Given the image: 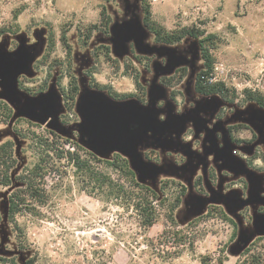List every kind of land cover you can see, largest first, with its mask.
<instances>
[{
  "label": "rangeland",
  "instance_id": "rangeland-1",
  "mask_svg": "<svg viewBox=\"0 0 264 264\" xmlns=\"http://www.w3.org/2000/svg\"><path fill=\"white\" fill-rule=\"evenodd\" d=\"M148 2L153 20L169 32L197 27L217 34L218 45L211 51L215 61L211 82L224 83L235 94V103L194 94L195 77L204 69L198 42L187 38L175 46L156 44L155 36L143 26L139 0H0V72L15 55L17 63L29 61L18 78L26 96L14 97L15 108L4 99L11 93L2 86L9 81L1 80L9 75L8 69L0 73V101L14 110L9 120L0 107V143L15 142L17 173L40 160L51 168L46 180L47 204L32 203L11 222L7 197L0 189V258L4 259L0 264H26L29 260L32 264H202L205 256L221 259L224 264H264V238L253 244L248 255H242L247 243L264 236V110L246 101V91L264 97V0ZM103 10L113 19L109 36L100 32L105 27ZM95 25L86 45V36ZM131 30L137 38L129 37ZM136 39L151 48L160 69L159 75L142 70L148 99L160 111V122L174 118L179 134L177 144L169 149L140 151L142 162L151 163L158 172L143 171L145 182L161 195V190L164 192V205L155 203L158 223L148 231L141 227L132 207L108 196V190L85 184L84 174L57 158L63 151H78L65 140L80 144L78 126L84 115L80 118L75 109L67 110L65 102L74 79H78L80 89H92L93 85L119 94L138 93L133 73L126 72L124 66L127 59L133 60L131 46ZM101 45H109L112 53L104 48L96 50ZM114 59L120 60V66ZM181 66L189 70L174 86L178 94L174 102L170 97L173 88L162 85L159 79L171 76ZM51 88L66 110L53 126H49L52 118L46 123L29 118H39L42 111L27 112V102ZM221 111L223 118L218 119ZM239 123L255 131L258 138L254 144L237 146L229 141L228 126ZM190 129L192 132L185 135ZM133 131L126 134L135 146L147 147L152 133ZM240 137L250 139L251 134L243 130ZM38 140H48L53 151L46 154L38 149ZM98 157L112 159L113 154ZM248 161L253 162V168ZM93 166L111 175L115 183L122 181L129 192L135 191L124 172L100 163ZM211 167L217 174L215 184L209 177ZM198 176L203 177L206 194L194 186ZM184 186L188 193L178 204ZM213 205L221 206L239 223L236 240L235 227L220 208L192 222ZM173 209L178 227L168 217ZM166 229L172 238L167 246H161L158 241ZM180 241L187 245L178 247ZM190 243H194L192 247Z\"/></svg>",
  "mask_w": 264,
  "mask_h": 264
},
{
  "label": "trees",
  "instance_id": "trees-1",
  "mask_svg": "<svg viewBox=\"0 0 264 264\" xmlns=\"http://www.w3.org/2000/svg\"><path fill=\"white\" fill-rule=\"evenodd\" d=\"M111 1V0H108ZM141 8L143 12V24L144 27L155 36V41L160 44L165 45H178L183 43L187 38H192L198 42L200 48V55L204 62V69L197 74L195 88L196 91L202 96L210 97L217 95L221 97V99L228 104H233L236 102L235 94H231L230 90L225 86L224 83L211 82V74L214 69L215 61L212 57V49L215 48L218 43V37L215 33H207L204 30H201L197 27L193 28H185L178 32H169L164 27L156 23L152 18V10L151 5L148 0H140ZM102 15L104 17V25L106 31L111 23L110 16L107 15L106 10H103ZM95 27H91L89 34L86 36L85 44L89 45V41L92 38V31L96 29ZM65 41V38H64ZM104 48L108 54L112 53V50L109 46L97 47ZM138 60L143 61V57L138 56ZM115 63L120 66V61L118 59H114ZM126 72L133 73L134 81L136 88L138 89L137 94H119L113 92L112 90H106L105 88H100L99 86H93V88L106 91L110 97L115 100L122 101L128 100L131 98H135L140 101L142 104L146 105L147 100V90L145 86L141 82V72L133 65L132 62L127 61L125 63ZM187 74L186 68L180 69V71L171 78H164L162 82L169 87H174L182 82ZM74 86L71 89V94L66 96V108L67 110H74L77 98L80 94V86L79 81L74 79ZM45 92V91H44ZM43 93V92H42ZM247 94V102H254L258 104L261 108L264 109V97L260 94L253 93L252 91H246ZM0 107H2L9 120L14 116L13 108L6 103L5 101H0ZM74 108H73V107ZM30 123V122H29ZM32 124V123H31ZM248 130L251 134L250 139L241 138V131ZM17 134V133H16ZM52 136H55V133L50 132ZM229 138L232 143H248L250 145L254 144L257 140V134L254 130L246 125V124H238L228 127ZM20 136L19 134H17ZM25 138V137H22ZM38 138V137H36ZM35 140V138H34ZM66 144H70L73 148L78 151H83L88 158H84L80 155L78 151H63L61 152L57 158L58 160H66L68 165H71L75 168V172L78 174H84L85 179L84 182L87 185L93 184L95 189L102 191H110L108 196H113L118 202L127 205L128 207H132L138 214L140 225L145 230L148 231L152 229L159 220V213L156 207L157 204L164 205V192L161 190L163 195L159 192L155 191L153 188L141 183L134 170L131 168L130 162L127 158L122 156L119 153H115L112 159H101L93 152L84 149L80 144L70 142L69 140H65ZM36 147L38 149H43L46 154H49L53 151L52 144L46 140H38L36 142ZM146 158L149 159V154H146ZM93 163H100L115 170H120L125 173L128 182L131 187L135 190L133 193L129 192L126 185L120 181L119 183H115L111 175L105 174L102 172L96 171ZM18 158L16 155V145L12 140H7L5 142L0 143V189H3L5 195L7 197L8 203V219L9 221H13L17 215H19L23 210L32 207V203H37L40 206H44L47 204V192H46V180L48 175L51 173V168L48 165L44 164L43 161H38L33 167L25 168L21 173H17L16 169L18 168ZM248 166L253 168V162L248 161ZM212 183L217 182V174L216 171L213 170V174L211 175ZM194 186L198 189L200 194H206V190L204 187L203 177L200 176L195 180ZM106 188V189H105ZM104 191V192H105ZM188 188L187 186L183 187L182 199L178 201V204H182L183 198L187 195ZM157 203V204H155ZM221 206H210L207 213L203 216L198 217L196 220L206 216L210 210L218 209ZM224 216L230 221V223L235 227V240L238 237L239 225L234 218L229 216V214L222 208ZM174 209L171 210L169 214L170 222L178 227V222L173 215ZM3 217L0 212V223L2 222ZM191 222V223H192ZM189 223V224H191ZM170 232L166 229L159 238V245L163 246L169 242V239L172 238ZM175 241L178 240L179 235H174ZM264 236H260L256 238L242 253V255H248L251 252V247L257 240L263 239ZM178 247L186 246L187 243H178ZM194 243H190V247L193 246ZM254 259L255 256L253 257ZM4 261V259L0 258V262ZM32 260L26 262V264H32ZM202 264H224L223 260L219 259L215 261L212 256H205L202 259ZM258 264H261L258 262Z\"/></svg>",
  "mask_w": 264,
  "mask_h": 264
},
{
  "label": "water",
  "instance_id": "water-1",
  "mask_svg": "<svg viewBox=\"0 0 264 264\" xmlns=\"http://www.w3.org/2000/svg\"><path fill=\"white\" fill-rule=\"evenodd\" d=\"M17 59L18 56L15 55L12 61L9 62V66L5 67L8 69L10 77H8L9 75H5V77L1 79L2 81H9V85L2 84L3 87L6 86L8 88L6 93L9 92V90L11 92L9 93L10 95H4V99L9 100L14 108V97L16 95H18V98H24V96H26L19 88L18 78L29 62L27 61L23 64L17 63L18 61L15 62ZM5 68L1 67V74ZM11 68L12 70H10ZM60 99L58 94L51 88L47 93H40L36 98L30 101L26 100L28 101V113L32 114L33 111L37 110L42 111L41 114H43L39 118L32 116L29 118L33 120L37 119L41 123H46L49 118H52L49 126H53V124H56V120L59 119V116L66 112ZM85 107L86 109L84 110ZM75 110L80 115V118L83 113L85 119L82 124L80 123L78 126V132L80 134L79 143L97 156L107 157L115 153L121 154L129 160L131 168L136 173L138 180L151 187L145 182L143 171L148 173V171L151 170L155 175L158 172L154 170L155 168L151 163L145 164L142 162L140 151L147 149H161L164 151L169 149V145H173L174 143L177 144L179 134L174 129L176 127V123L173 121L174 118H170L167 122H160V111L155 109L152 100H148V104L146 105L135 98L118 101L110 97L106 91L96 88L80 89ZM125 130H134L133 133H152V135H150V141L146 143L147 147L141 149L135 146V142L126 134L127 132ZM135 156H137V158ZM153 189L159 192L155 188ZM239 232L238 236L240 234ZM252 242L253 241L247 243L243 251Z\"/></svg>",
  "mask_w": 264,
  "mask_h": 264
},
{
  "label": "flooded vegetation",
  "instance_id": "flooded-vegetation-1",
  "mask_svg": "<svg viewBox=\"0 0 264 264\" xmlns=\"http://www.w3.org/2000/svg\"><path fill=\"white\" fill-rule=\"evenodd\" d=\"M139 4H140V10H141V13H142V23H143V12H142V8H141V3H140V0H139ZM110 18H111V23H110V25H109V27H108V29H107V31H106V28H104V29H102L100 32L103 34V35H106V36H109V35H111V28H112V25H113V19H112V17L110 16ZM143 26H144V24H143ZM132 31L133 30H131L130 32V34H129V37H131V38H133V39H135V38H137L136 37V35H134V33H132ZM152 34V33H151ZM134 35V36H133ZM153 35V34H152ZM156 42V41H155ZM133 45L131 46V51H132V55H133V60H132V63H133V65L141 72V82H142V70H145V71H147L148 73L149 72H157V70H160L159 69V67L155 64V62H154V58H153V54H152V51H151V48L150 47H147V48H145L143 45H141L140 43H139V41L136 39V41L135 42H133L132 43ZM156 44H160V43H157L156 42ZM161 45H165V44H161ZM179 45V44H178ZM103 46H109V45H103ZM166 46H170V45H166ZM175 46V45H174ZM110 47V46H109ZM111 48V47H110ZM112 50V49H111ZM138 56H141V57H143L144 59H143V61H141V60H138ZM131 59V58H130ZM130 59H127L125 62H124V66H125V63L127 62V61H131ZM119 60V59H118ZM135 60V62L136 63H138L139 64V66H141V67H143V69H140V67L138 68L137 67V64L135 63V62H133ZM120 61V60H119ZM182 68H186V70H187V73H188V67H186V66H181V67H179V68H177L176 69V71L171 75V76H162L160 79H159V82L162 84V85H164V86H166L163 82H162V80L164 79V78H171V77H174L179 71H180V69H182ZM157 74L159 75V72H157ZM186 76H187V74H186ZM185 76V77H186ZM196 77H197V75H196ZM196 77H195V82H196ZM184 80V79H183ZM182 80V81H183ZM195 82H194V87H193V92H194V94H196V95H199V96H202L201 94H199L197 91H196V88H195ZM142 84H143V82H142ZM144 85V84H143ZM145 86V85H144ZM166 87H169V86H166ZM145 88H146V90H147V93H148V96H147V100H149L148 99V97H149V90H148V88L145 86ZM169 88H173V90H172V92H171V95H170V97H171V100L172 101H176L177 102V100H178V94L176 93V91H175V89H174V87H169ZM47 91H48V89H47ZM47 91H45V92H47ZM45 92H43V93H45ZM193 98H194V96H191L190 98H189V100L190 101H193ZM76 103H77V101H76ZM147 104H148V102H147ZM228 104V103H227ZM76 105V104H75ZM217 118L218 119H222L223 118V114H222V111L217 115ZM239 124H241V123H239ZM233 125H238V124H233ZM233 125H230V126H233ZM229 127V126H228ZM190 132H192V130L190 129V130H187V132H186V134L185 135H187V133H190ZM227 134H228V128H227ZM197 137H196V135H195V139H196ZM228 138H229V134H228ZM258 138V137H257ZM199 139V138H198ZM229 141L231 142V140H230V138H229ZM257 141V140H256ZM232 143V142H231ZM232 144H234V145H237V146H244V145H246V146H250V144H248V143H232ZM213 170H215L213 167H211L210 168V170H209V177H211V175L213 174ZM216 171V170H215ZM198 177H200V176H198ZM197 177V178H198ZM210 180H211V178H210ZM212 182V181H211Z\"/></svg>",
  "mask_w": 264,
  "mask_h": 264
}]
</instances>
